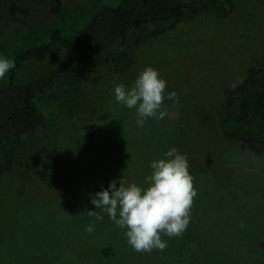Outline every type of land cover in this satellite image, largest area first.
<instances>
[{
    "label": "rangeland",
    "instance_id": "obj_1",
    "mask_svg": "<svg viewBox=\"0 0 264 264\" xmlns=\"http://www.w3.org/2000/svg\"><path fill=\"white\" fill-rule=\"evenodd\" d=\"M0 0V86L15 53L52 30L70 35L120 0ZM192 1V0H187ZM176 28L95 48L83 79L35 98L45 124L13 142L0 173V264H264V149L220 129L227 114L260 115L228 91L264 57V0H230ZM132 63L121 73L111 57ZM65 61L49 56L25 76Z\"/></svg>",
    "mask_w": 264,
    "mask_h": 264
},
{
    "label": "trees",
    "instance_id": "obj_2",
    "mask_svg": "<svg viewBox=\"0 0 264 264\" xmlns=\"http://www.w3.org/2000/svg\"><path fill=\"white\" fill-rule=\"evenodd\" d=\"M47 1L50 12L63 16L62 0ZM229 5L230 0H120L115 6L102 4L74 33L67 35L62 30H52L46 40L15 53L7 71L9 81L0 86V173L12 165L13 142L45 124L35 98L45 94L56 82L82 80L83 72L75 67L90 51L118 42L131 28L141 31V37L172 30L203 8L213 7L218 15L227 16L231 13ZM7 13L17 18L26 17L30 12L20 0H9ZM59 53L65 57L61 65L34 77L25 76L28 69ZM124 58L126 55L122 53L111 57L116 72L121 73L132 63ZM262 92L264 57L260 65L251 66L246 77L228 91L230 103L236 106H244ZM259 113L254 119L241 113L227 114L220 120V129L238 138L244 147L264 149V103Z\"/></svg>",
    "mask_w": 264,
    "mask_h": 264
}]
</instances>
